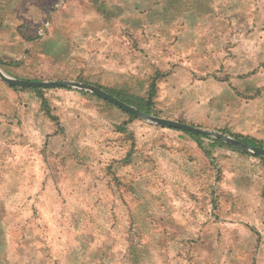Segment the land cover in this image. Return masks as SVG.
<instances>
[{"label":"rangeland","instance_id":"374dc122","mask_svg":"<svg viewBox=\"0 0 264 264\" xmlns=\"http://www.w3.org/2000/svg\"><path fill=\"white\" fill-rule=\"evenodd\" d=\"M94 1L99 27L62 29L47 63L52 21L91 0H0V70L90 76L138 111L153 89L150 115L264 149V0ZM8 87L0 264H264V159L100 99L48 115Z\"/></svg>","mask_w":264,"mask_h":264},{"label":"crops","instance_id":"0c3cea01","mask_svg":"<svg viewBox=\"0 0 264 264\" xmlns=\"http://www.w3.org/2000/svg\"><path fill=\"white\" fill-rule=\"evenodd\" d=\"M91 3L93 5V8L89 7H71L64 13L65 20L63 22H59L57 20H53L51 23V38L47 43V51H45V56L47 63H50L55 56L53 55V52L51 51L52 48L59 47L60 42V34L62 29L69 32V36L76 37V36H83L87 35V37H90V34H93V31L96 27H99V16L104 17L107 15L105 11H103V7L98 5L95 7V1L91 0ZM61 24H63L64 27L61 28ZM73 44H69L68 47H72ZM14 78L20 79L17 75H14ZM80 81V83H84L87 85L95 86L102 90V88L99 86V82L97 80H93L90 76H85L83 78H75L74 80H63V81ZM10 90L13 91H28L32 92L33 95L37 98L39 105L41 106L42 100L41 97L36 93L29 89H20V88H10ZM8 89V90H9ZM6 93L8 92L7 89L5 90ZM104 91V90H103ZM42 92H45L42 93ZM47 92V93H46ZM29 94V93H26ZM42 98L47 103V106L49 108V112L46 113L50 115V107L55 106L58 104L57 97L60 96H66L69 97L72 100L75 101H83L86 103H92L93 100H99L100 98L84 91H79L71 88H58V89H43L41 91ZM102 100V99H100ZM103 101V100H102ZM105 102V101H103ZM71 103L70 105H72ZM110 104V103H109ZM42 107V106H41ZM44 110V109H43Z\"/></svg>","mask_w":264,"mask_h":264},{"label":"water","instance_id":"95a60500","mask_svg":"<svg viewBox=\"0 0 264 264\" xmlns=\"http://www.w3.org/2000/svg\"><path fill=\"white\" fill-rule=\"evenodd\" d=\"M0 80L5 83L9 87L14 88H20V89H60V88H71L79 91L88 92L103 101H106L110 103L111 105L118 107L123 112L128 113L132 116H135L139 119H142L144 121H147L155 126H158L160 128L165 129H174L179 130L183 133H191L194 135H199L203 137H210L214 140L223 142L230 147L240 150L246 154L257 156L264 158V149L259 147H252L250 145H247L239 140H235L233 138L227 137L225 135L205 131L190 125H187L182 122L173 121V120H167L163 118H158L150 114L143 113L141 111H138L137 109L123 103L122 101L110 96L105 91L92 86L87 85L80 82H74V81H29V80H22V79H16L13 78L7 74H5L3 71L0 70Z\"/></svg>","mask_w":264,"mask_h":264},{"label":"trees","instance_id":"16d2710c","mask_svg":"<svg viewBox=\"0 0 264 264\" xmlns=\"http://www.w3.org/2000/svg\"><path fill=\"white\" fill-rule=\"evenodd\" d=\"M10 88H13V89H16V88H14V87H10ZM29 90H31V91H33V92H36L40 97H41V100H42V104H41V106H42V108L48 113L49 112V108H48V106H47V103L45 102V100L42 98V95H41V91L43 90V89H29ZM105 92H107V93H109L110 94V96H112V97H115L116 99H119L120 101H122V102H124V103H127V104H129V105H131L130 104V102L128 101V100H126V99H124V98H122L121 97V95L119 94V93H116V92H110L109 90H105V89H103ZM152 97H153V89H151V92L149 93V97H148V100H147V102L144 104V106H143V110H141V111H143L144 113H146V114H149L150 112H151V109H150V101H151V99H152ZM106 102V101H105ZM106 103H108V102H106ZM109 104V103H108ZM118 108V107H117ZM128 114V113H127ZM130 115V114H129ZM131 117H133L132 115H130ZM174 130V129H173ZM177 131H179V130H177ZM180 132V131H179ZM183 133V132H182ZM183 134H185V135H188V136H190V137H192V138H207V137H203V136H199V135H194V134H191V133H183ZM241 142H243V143H245V144H247V145H250V146H252V147H259V146H257L252 140H247V139H242V140H240ZM216 143H219V144H222L220 141H216ZM230 148H232V147H230ZM260 148V147H259ZM255 158H261V157H257V156H254ZM261 159H264V158H261ZM263 198H264V192H263Z\"/></svg>","mask_w":264,"mask_h":264}]
</instances>
